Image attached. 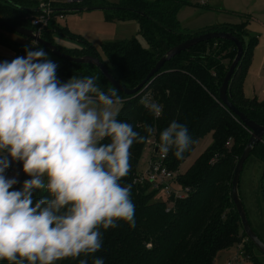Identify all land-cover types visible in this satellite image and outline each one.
I'll use <instances>...</instances> for the list:
<instances>
[{
    "label": "trees",
    "instance_id": "obj_1",
    "mask_svg": "<svg viewBox=\"0 0 264 264\" xmlns=\"http://www.w3.org/2000/svg\"><path fill=\"white\" fill-rule=\"evenodd\" d=\"M187 5H193L192 0H121L119 4L88 0L80 4H58L54 8L58 16L100 9L109 21L137 20L140 33L149 45V48L144 47L135 37L104 43L102 49L108 62H103L95 48L81 37L78 38L84 45L82 50L58 49L76 58H99L121 86L135 89L172 48L206 32L232 34L242 43L244 54L230 85V101L248 118L264 125V103L250 100L244 93V82L259 42L258 37L250 35L248 22L217 24L199 32H191L183 27L178 18L182 7ZM197 5L202 6L199 3ZM37 8L38 3L34 0H0V20L34 30L32 17ZM7 31L0 28V46L14 52L16 56L4 57L3 60L11 62L16 57H26V48L32 51L42 48L50 52L44 46L33 44L32 40L15 42L7 36ZM65 31L58 27L54 19L42 31L41 37L54 44L55 33H68ZM70 36L77 37L74 34ZM236 56L237 48L228 40L202 42L167 62L145 88L133 96L114 88L94 65L63 61V67L56 69L57 76H92L101 90H117L122 100L117 119L130 123L135 131L146 137V142L133 143L130 148V171L120 180L122 186L132 184L135 227L119 221L117 228H101L103 244L100 251L88 255L82 253L78 258H64L54 264H79L80 259H87L88 264H92L95 257L102 258L104 264H217L219 252L243 244L247 235L232 200V179L251 132L220 101V87ZM146 94L154 97L161 106L160 117H156L146 106L143 100ZM173 121L188 127L193 142L183 153L182 159L174 156V149L169 151L167 161L172 170L180 169L201 139L211 134L213 141L187 171L180 172L179 182L192 191L188 197L174 200L171 210L167 211L168 204L157 201L155 192L147 183L140 184L135 180L148 140L155 135L160 143V133ZM145 125L155 131L149 135ZM102 142L109 143L110 139L106 138ZM255 153L264 164V140L254 147L252 154ZM16 162L19 166L20 162ZM30 178L24 174L20 183L10 190H21L23 182ZM261 195L264 201V171ZM44 197L51 199L45 190L33 191L34 202ZM231 201L236 213L230 208ZM260 239L264 242L262 237ZM243 246L245 257L259 264L248 254L249 249L255 248L264 255L250 240ZM0 264L9 262L0 260ZM25 264L28 262L25 261Z\"/></svg>",
    "mask_w": 264,
    "mask_h": 264
},
{
    "label": "clouds",
    "instance_id": "obj_2",
    "mask_svg": "<svg viewBox=\"0 0 264 264\" xmlns=\"http://www.w3.org/2000/svg\"><path fill=\"white\" fill-rule=\"evenodd\" d=\"M25 51L26 57L0 62V154L22 162L31 177L10 190L17 180L4 175L10 161L0 155V260L54 264L100 251L101 228L119 221L135 227L132 184L120 180L130 171L131 146L146 137L117 119V90H101L92 76L61 83L58 65L42 48ZM150 108L162 111L155 103ZM145 131L155 129L145 125ZM192 142L188 127L173 121L160 133L159 150L174 149L182 159ZM34 190L51 199L34 202Z\"/></svg>",
    "mask_w": 264,
    "mask_h": 264
},
{
    "label": "rangeland",
    "instance_id": "obj_3",
    "mask_svg": "<svg viewBox=\"0 0 264 264\" xmlns=\"http://www.w3.org/2000/svg\"><path fill=\"white\" fill-rule=\"evenodd\" d=\"M120 1L121 0H106V2L110 4H119ZM208 1L209 9L203 6H198L197 3H199L200 0H192L193 5L182 7L178 14V18L184 28L191 32H199L215 26L218 22L226 21L233 24H241L242 22L247 21L249 33L253 35V33H255L253 31L255 30V36L257 34L261 45L264 47V0ZM218 6H220V8H218ZM251 9H258V12L252 14L251 11L253 10ZM245 14H251L253 15L251 17L253 18H250ZM57 25L60 29L68 31V33L65 31L66 34L55 33L54 44L57 47L67 51L82 50L84 45L82 44L80 38H78L81 37L95 48L103 62H108V58L102 49V45L104 43L135 37L144 47L149 48L147 41L140 33V25L137 20L109 21L107 20L104 11L100 9L84 10L74 14H67L62 19L58 18ZM6 34L10 39L18 43H24L27 40L19 34L11 31H7ZM70 34H74L77 37L73 38ZM46 53L47 58L58 65L57 69H61L63 67L64 62L62 58L52 52ZM14 56V52L8 51L6 48L0 46V62L4 61V57ZM262 61H264V51L259 55V57L257 56V63L253 64V68L255 67L257 71L252 74V77L248 78L250 83L247 85V89L245 91V96L248 99H256L259 103H264V63L262 64ZM57 79L61 83H64L67 82L70 77L57 76ZM117 109L119 114L122 109V103L117 105ZM212 141L213 139L211 134L201 139L197 143L191 155L180 165L179 171L183 173L187 171L195 160L211 146ZM230 143L231 142H229V146L231 145ZM150 154V148L147 145L139 162L138 171L140 174L146 173L150 161ZM257 155V153L252 154L246 162L241 175L239 190L248 219L250 220L249 223L264 240V201L261 195L264 164L259 160ZM24 174L23 164L20 162L16 173L7 178H15L17 183L14 186H17ZM161 196V194H157L156 200L159 201ZM230 208H232L233 212L236 213L232 201ZM246 242H249L247 238L244 239L243 244ZM243 244L234 245L230 249L219 252L216 257V263L255 264L245 257L243 252L245 247ZM249 252L250 253L248 254L253 260L259 264H264V256H262L255 248H250Z\"/></svg>",
    "mask_w": 264,
    "mask_h": 264
},
{
    "label": "water",
    "instance_id": "obj_4",
    "mask_svg": "<svg viewBox=\"0 0 264 264\" xmlns=\"http://www.w3.org/2000/svg\"><path fill=\"white\" fill-rule=\"evenodd\" d=\"M0 28L6 29L8 31L14 32L19 34L20 36L32 40L36 42L40 46H44L46 49H48L53 54L59 56L63 59V61L66 62H72L75 64H83V65H94L95 67L99 68V70L103 73V75L106 77L108 82L117 90L120 92L128 95L133 96L141 92L145 86L148 84V82L154 78L159 71L164 67V65L171 61L174 57L181 54L182 52H185L189 50L190 48L202 43L207 42L214 39H220V40H228L235 44L237 48V56L232 62L231 66L229 67V70L223 80L222 86L220 87V101L223 106H225L229 111H231L239 120L242 122V124L250 130L251 137L248 141V144L246 145L240 159L237 162L233 179H232V200L235 204V207L237 209V212L240 216L243 231L247 235V238L254 244V246L264 255V242L260 239V237L256 234V232L253 230L252 226L249 223V219L247 216L246 209L244 207L243 201L240 197V180L241 175L244 169V166L248 159L250 158L254 147L262 142L264 140V125H260L256 123L255 121L251 120L246 116L245 113L240 111L231 101L229 98V91H230V85L232 83L233 76L241 62V59L244 54V48L240 40L236 37H234L232 34L226 33V32H206L203 34H200L199 36H196L190 40L185 41L184 43L172 48L169 50L165 56H163L155 68L150 72V74L147 76V78L135 89H126L123 86L118 83L114 77L108 72L107 68L103 64V62L99 58H94L90 56L85 57H73L69 56L67 54L62 53L58 47L50 42L45 41L40 33L35 32L34 30L21 28L19 26H16L14 24H11L6 21L0 20Z\"/></svg>",
    "mask_w": 264,
    "mask_h": 264
},
{
    "label": "built area",
    "instance_id": "obj_5",
    "mask_svg": "<svg viewBox=\"0 0 264 264\" xmlns=\"http://www.w3.org/2000/svg\"><path fill=\"white\" fill-rule=\"evenodd\" d=\"M38 3V8L35 10L36 14L32 17V25L35 28L34 31L42 33V31L46 30L50 23L58 18H64L63 15H57V12L54 8H57L58 4H80L84 1L88 0H34ZM200 5L205 6L208 3V0H200ZM33 44L38 45L36 42L32 41ZM16 56V54L14 53ZM14 56V57H15ZM18 56H21L19 54ZM13 59V58H12ZM4 61H7L4 60ZM146 106L150 108V106L155 103L158 105L157 101H155L154 97L150 94H146L143 98ZM151 109V108H150ZM156 117H160L155 113ZM159 142L155 138V135H152L151 139L148 140L147 145L150 148V161L148 164V169L145 174H140L136 178V182L140 184L147 183L152 191L155 194H161V201L166 202L168 204L167 211H170L173 206L174 200H180L188 197L191 193V188L187 186H183L179 182V170H172L168 166V155L160 152L159 150ZM3 157H6L10 161V166L6 169L4 175L9 177L16 173L18 168V164L16 161H13L10 156L7 155V152L2 154Z\"/></svg>",
    "mask_w": 264,
    "mask_h": 264
},
{
    "label": "crops",
    "instance_id": "obj_6",
    "mask_svg": "<svg viewBox=\"0 0 264 264\" xmlns=\"http://www.w3.org/2000/svg\"><path fill=\"white\" fill-rule=\"evenodd\" d=\"M223 4H224V3H223ZM203 7L209 9V1H208V3H207L205 6H203ZM218 8H220V6H218ZM251 10H253V11H251L252 14H255V13L258 12V11H257L258 9H251ZM245 15L249 16L250 18H253V17H251V16H253V15H251V14H245ZM244 22H247V21H244ZM252 23H253V20H252ZM217 24L223 25V24H233V23L224 21V22H218V23H216L215 25H217ZM237 24H240V23H234V25H237ZM250 24H251V23H250ZM250 24H249V25H250ZM250 26H251V25H250ZM253 32L256 33L255 30H254ZM255 33H253L254 36H255ZM250 35H251V34H250ZM253 35H252V36H253ZM256 36H257V34H256ZM8 51H9V50H8ZM263 51H264V47L261 45V42H260V40H259L258 45H257V47H256V49H255V51H254V56H253V59H252V62H253V63H251V66H250V68H249L248 74H247L246 79H245V82H244V93H245V91H246V89H247V85L250 83L249 80H248V78H249V77H252V74H253L254 72L257 71V69H256L255 67L253 68V64H254V63H257V56L259 57V55L262 54ZM263 63H264V61H262V64H263ZM256 80H257V77H256ZM245 94H246V93H245ZM261 97H262V96H261Z\"/></svg>",
    "mask_w": 264,
    "mask_h": 264
}]
</instances>
